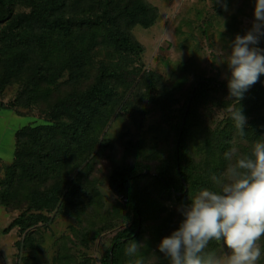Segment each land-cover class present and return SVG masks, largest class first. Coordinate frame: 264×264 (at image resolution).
Wrapping results in <instances>:
<instances>
[{"label":"trees","instance_id":"obj_1","mask_svg":"<svg viewBox=\"0 0 264 264\" xmlns=\"http://www.w3.org/2000/svg\"><path fill=\"white\" fill-rule=\"evenodd\" d=\"M158 17L146 0H0V96L17 87L0 107L43 120L16 131L12 163L0 169V206L20 213L3 232L17 228L24 250L40 251L37 228L57 216L76 220L80 229L72 230L85 248L117 230L97 264H165L156 246L177 228L179 209L215 186L213 177L229 163L225 152L236 147L248 155L264 139V75L238 104L227 83L189 80V64L167 79L144 70V49L132 31L152 28ZM257 47L264 49V38ZM239 107L243 132L231 119ZM206 108L228 115L211 127L202 119ZM149 110L167 128L162 156L125 133L104 137L119 112L141 121ZM104 160L119 198L109 210L94 177ZM132 241L140 249L128 256ZM206 251L220 249L212 242ZM53 262L94 264L62 253Z\"/></svg>","mask_w":264,"mask_h":264},{"label":"rangeland","instance_id":"obj_2","mask_svg":"<svg viewBox=\"0 0 264 264\" xmlns=\"http://www.w3.org/2000/svg\"><path fill=\"white\" fill-rule=\"evenodd\" d=\"M158 10V20L150 29L136 27L132 35L143 47L140 61L147 72L167 79L179 64L191 65L189 80L194 76L215 78L227 83L225 53L237 35L243 36L254 20V0H146ZM226 4L227 7L223 6ZM17 87L7 88L0 96V103L8 106ZM148 107H150L148 105ZM20 113H28L19 110ZM227 113L217 108L202 111L203 121L214 127L227 117ZM37 114L21 116L8 108L0 107V169L12 163L14 134L25 126L42 125ZM125 133L134 140L143 142L148 151L162 156L166 151L167 128L160 122V113L149 110L145 118L138 121L132 114L119 112L104 131L106 139H114L117 134ZM111 175L110 164L102 161L94 170L96 187L103 208L109 210L118 201V196L110 189L108 179ZM91 213V209L87 210ZM20 213H8L0 206V264H54L58 255L74 257L77 262L84 258L97 264L107 249L110 239L117 230L105 232L91 242L88 248L82 247L74 236L79 230L73 218H53L46 226L39 225L40 251H26L21 246L23 237L17 228L8 233L3 231ZM86 220L87 217L85 215ZM62 240L61 245L58 241ZM65 239H69L70 243ZM41 241V242H40ZM68 251V252H67ZM258 264H264L262 255Z\"/></svg>","mask_w":264,"mask_h":264},{"label":"clouds","instance_id":"obj_3","mask_svg":"<svg viewBox=\"0 0 264 264\" xmlns=\"http://www.w3.org/2000/svg\"><path fill=\"white\" fill-rule=\"evenodd\" d=\"M253 16L252 27L237 35L225 53L227 88L237 103L264 75V49L257 47L264 38V0H254ZM231 119L243 132L246 117L240 107ZM224 156L229 163L213 177L215 186L200 190L179 209L177 228L156 246L165 264H258L264 255V139L254 142L248 155L232 147ZM212 242L219 253L206 251ZM139 249L132 241L126 254L135 256Z\"/></svg>","mask_w":264,"mask_h":264},{"label":"water","instance_id":"obj_4","mask_svg":"<svg viewBox=\"0 0 264 264\" xmlns=\"http://www.w3.org/2000/svg\"><path fill=\"white\" fill-rule=\"evenodd\" d=\"M193 93H194V90H193V92H192L191 98L193 97ZM115 190H116V189H115Z\"/></svg>","mask_w":264,"mask_h":264}]
</instances>
